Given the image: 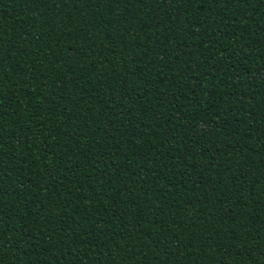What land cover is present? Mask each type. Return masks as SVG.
Wrapping results in <instances>:
<instances>
[{"label":"trees","instance_id":"trees-1","mask_svg":"<svg viewBox=\"0 0 264 264\" xmlns=\"http://www.w3.org/2000/svg\"><path fill=\"white\" fill-rule=\"evenodd\" d=\"M0 264H264V0H0Z\"/></svg>","mask_w":264,"mask_h":264}]
</instances>
